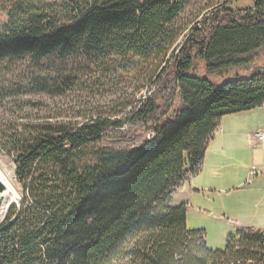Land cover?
<instances>
[{"label": "trees", "instance_id": "trees-1", "mask_svg": "<svg viewBox=\"0 0 264 264\" xmlns=\"http://www.w3.org/2000/svg\"><path fill=\"white\" fill-rule=\"evenodd\" d=\"M0 1L1 78L27 83L4 100L50 92L39 66L51 58L105 72L150 63L152 84L108 116L52 124L26 115L0 128L25 190L0 226V264H264V231L240 228L212 252L187 229L186 206H171L202 171L223 117L264 106V67L220 88L195 73L199 61L210 76L252 64L264 49V0H228L185 35L176 22L193 0ZM150 132L137 149L99 146Z\"/></svg>", "mask_w": 264, "mask_h": 264}, {"label": "rangeland", "instance_id": "rangeland-1", "mask_svg": "<svg viewBox=\"0 0 264 264\" xmlns=\"http://www.w3.org/2000/svg\"><path fill=\"white\" fill-rule=\"evenodd\" d=\"M35 1L45 5L55 4L60 0ZM227 1L193 0L176 23L184 30L187 29L185 35L208 13H215ZM2 4L0 1V5ZM7 20L6 13L0 11V30ZM182 46L179 43L176 51ZM262 67L264 49L256 53L254 61L247 69L237 68L228 73L210 76L206 73L205 64L199 61L195 73L220 88L227 82L249 77L253 71ZM39 68L49 76L51 91L26 97L23 99L24 103H21L19 96L4 100L0 95L3 102L0 104V128H7L16 118L26 115L41 123H83L100 114H112L116 105L126 107L131 100L151 95L148 90H151L149 88L152 84H147L146 80L150 63L135 61L129 68L105 72L90 67L79 59L60 64L51 58ZM24 69L26 67H18V71ZM32 75L37 76L34 73ZM1 76L0 74V93L11 88L17 91L22 84L27 87V83L21 82L18 75L7 81ZM138 89L140 92L135 95ZM28 101L38 106V109L24 105ZM258 130L264 131V107L223 117L220 129L207 146L202 171L191 177L185 190L176 192L172 198V207L186 206L187 229L202 232L207 247L212 252L224 251L228 238L235 236L240 228L264 231V149L253 142V133ZM232 132L238 133V136H232ZM151 133L146 137L140 136L133 142L105 139L99 146L115 151L137 149L149 140ZM252 168L260 173L251 179ZM0 173L8 177L15 191L13 201L9 199L5 205V212L0 219L2 224L6 218L7 207L19 209L25 196V190L16 178L14 159L2 148Z\"/></svg>", "mask_w": 264, "mask_h": 264}, {"label": "built area", "instance_id": "built-area-1", "mask_svg": "<svg viewBox=\"0 0 264 264\" xmlns=\"http://www.w3.org/2000/svg\"><path fill=\"white\" fill-rule=\"evenodd\" d=\"M149 139H154L155 134L153 132L148 136ZM253 142L257 143L258 145L264 147V131H255L253 133ZM260 172L256 170V168L250 169V178L252 179L255 176H258Z\"/></svg>", "mask_w": 264, "mask_h": 264}, {"label": "bare ground", "instance_id": "bare-ground-1", "mask_svg": "<svg viewBox=\"0 0 264 264\" xmlns=\"http://www.w3.org/2000/svg\"><path fill=\"white\" fill-rule=\"evenodd\" d=\"M149 140H153V139H149ZM0 180L6 186V190H5L4 194H3V198L4 199H8V200L10 199V201L12 202L13 199L15 198V191L13 190V185L9 182L8 177H6V176L4 177L1 173H0ZM0 218H1V216H0Z\"/></svg>", "mask_w": 264, "mask_h": 264}, {"label": "water", "instance_id": "water-1", "mask_svg": "<svg viewBox=\"0 0 264 264\" xmlns=\"http://www.w3.org/2000/svg\"><path fill=\"white\" fill-rule=\"evenodd\" d=\"M5 190H6V186H5V184L0 180V216H2L3 213L5 212V205H6L7 201H8V199H4V198H3V194H4ZM11 208H12L11 206L7 207V209H6V210H7V211H6V212H7V214H6V218H7L8 213H9V211H10ZM6 218L4 219V221L2 222V224L5 222ZM0 219H1V218H0ZM2 224H0V226H1Z\"/></svg>", "mask_w": 264, "mask_h": 264}, {"label": "crops", "instance_id": "crops-1", "mask_svg": "<svg viewBox=\"0 0 264 264\" xmlns=\"http://www.w3.org/2000/svg\"><path fill=\"white\" fill-rule=\"evenodd\" d=\"M263 107H264V106H263ZM254 111H255V110H254ZM231 135L234 136V137H237V136H238V133H236V132H232ZM261 147H262V146H261ZM262 148L264 149V147H262ZM202 168H203V164H202ZM186 186H187V185H185V187H184L182 190H180V191H184L185 188H186ZM177 192H179V191H177ZM173 196H174V195H173ZM172 198H173V197H172Z\"/></svg>", "mask_w": 264, "mask_h": 264}]
</instances>
